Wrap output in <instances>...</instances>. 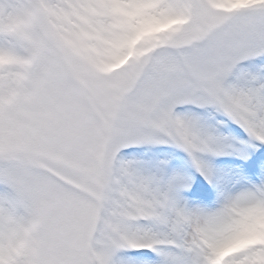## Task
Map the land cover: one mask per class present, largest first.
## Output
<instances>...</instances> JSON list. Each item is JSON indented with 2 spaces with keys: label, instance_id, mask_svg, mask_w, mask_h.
<instances>
[{
  "label": "snow or ice",
  "instance_id": "obj_1",
  "mask_svg": "<svg viewBox=\"0 0 264 264\" xmlns=\"http://www.w3.org/2000/svg\"><path fill=\"white\" fill-rule=\"evenodd\" d=\"M143 17L182 23L128 56ZM261 215L264 0H0V264H211Z\"/></svg>",
  "mask_w": 264,
  "mask_h": 264
},
{
  "label": "clouds",
  "instance_id": "obj_2",
  "mask_svg": "<svg viewBox=\"0 0 264 264\" xmlns=\"http://www.w3.org/2000/svg\"><path fill=\"white\" fill-rule=\"evenodd\" d=\"M181 23L178 19L140 18L128 37L127 55L131 56L136 47L155 41ZM256 243L264 244V215L255 219L241 217L215 245L211 264H224L230 256Z\"/></svg>",
  "mask_w": 264,
  "mask_h": 264
},
{
  "label": "rangeland",
  "instance_id": "obj_3",
  "mask_svg": "<svg viewBox=\"0 0 264 264\" xmlns=\"http://www.w3.org/2000/svg\"><path fill=\"white\" fill-rule=\"evenodd\" d=\"M232 135L233 136H235V138L237 139V140H242V137L239 135V134H237V133H232ZM167 151L168 152H173L174 150H172V149H167ZM176 154H177V152H176ZM175 154V155H176ZM174 158H175V156H174ZM173 158V159H174ZM216 157H211V158H209L208 160H207V163L210 165V167L212 168V169H214V170H217V171H220V172H227V171H229V170H231V169H233V168H235L236 167V165L235 164H231V165H227V166H221V167H216L215 166V163H216ZM187 165L190 167V163H187ZM186 176L187 177H189L190 179H191V181H192V185H197L198 184V181H199V178H198V176H199V174L198 173H196L195 171L194 172H192V173H189V174H186ZM201 177V176H200ZM203 178V177H202ZM204 180V179H203Z\"/></svg>",
  "mask_w": 264,
  "mask_h": 264
},
{
  "label": "bare ground",
  "instance_id": "obj_4",
  "mask_svg": "<svg viewBox=\"0 0 264 264\" xmlns=\"http://www.w3.org/2000/svg\"><path fill=\"white\" fill-rule=\"evenodd\" d=\"M176 171L180 172L181 171V168H177Z\"/></svg>",
  "mask_w": 264,
  "mask_h": 264
}]
</instances>
